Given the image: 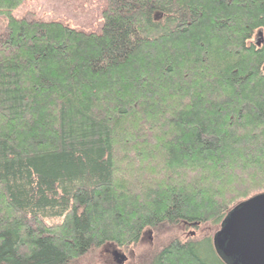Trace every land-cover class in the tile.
Returning <instances> with one entry per match:
<instances>
[{"label":"trees","instance_id":"trees-1","mask_svg":"<svg viewBox=\"0 0 264 264\" xmlns=\"http://www.w3.org/2000/svg\"><path fill=\"white\" fill-rule=\"evenodd\" d=\"M105 4L95 32L0 21V264L146 229L171 240L151 264H224L181 235L264 193V0Z\"/></svg>","mask_w":264,"mask_h":264},{"label":"rangeland","instance_id":"rangeland-1","mask_svg":"<svg viewBox=\"0 0 264 264\" xmlns=\"http://www.w3.org/2000/svg\"><path fill=\"white\" fill-rule=\"evenodd\" d=\"M105 2L106 0H23L10 14L0 18V21L6 22L10 18H21L27 13H32L35 18L62 22L77 30L101 31L104 22L103 8L106 5ZM219 228L220 224L215 227L208 223L200 228L185 230L181 238L184 240L202 239L208 235L213 236ZM192 231L195 232L193 236L190 235ZM167 234L146 229L137 245L122 248L108 244L85 255L78 264H115L112 260V254L115 250L126 255V260L129 258L126 264H151L158 251L171 241Z\"/></svg>","mask_w":264,"mask_h":264},{"label":"water","instance_id":"water-1","mask_svg":"<svg viewBox=\"0 0 264 264\" xmlns=\"http://www.w3.org/2000/svg\"><path fill=\"white\" fill-rule=\"evenodd\" d=\"M212 244L224 264H264V193L235 206L212 236ZM117 256L120 263L127 259Z\"/></svg>","mask_w":264,"mask_h":264},{"label":"flooded vegetation","instance_id":"flooded-vegetation-1","mask_svg":"<svg viewBox=\"0 0 264 264\" xmlns=\"http://www.w3.org/2000/svg\"><path fill=\"white\" fill-rule=\"evenodd\" d=\"M117 254H118V252H116V250L113 251V254H112L113 259L112 260L115 262V264H126L129 261V258H128V260H126L125 263H120L119 261H117L119 259V257L117 256Z\"/></svg>","mask_w":264,"mask_h":264}]
</instances>
